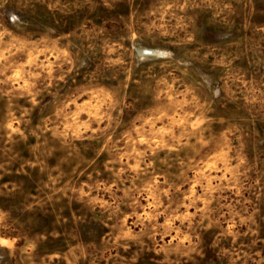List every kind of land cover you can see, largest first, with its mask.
<instances>
[{"label": "rangeland", "instance_id": "1", "mask_svg": "<svg viewBox=\"0 0 264 264\" xmlns=\"http://www.w3.org/2000/svg\"><path fill=\"white\" fill-rule=\"evenodd\" d=\"M0 264H264V0H0Z\"/></svg>", "mask_w": 264, "mask_h": 264}, {"label": "bare ground", "instance_id": "2", "mask_svg": "<svg viewBox=\"0 0 264 264\" xmlns=\"http://www.w3.org/2000/svg\"><path fill=\"white\" fill-rule=\"evenodd\" d=\"M145 51H147L148 53H151V50H149V49H147V50H145Z\"/></svg>", "mask_w": 264, "mask_h": 264}]
</instances>
